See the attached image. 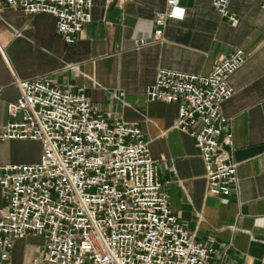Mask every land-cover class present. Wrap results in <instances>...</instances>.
Here are the masks:
<instances>
[{"label": "built area", "instance_id": "built-area-1", "mask_svg": "<svg viewBox=\"0 0 264 264\" xmlns=\"http://www.w3.org/2000/svg\"><path fill=\"white\" fill-rule=\"evenodd\" d=\"M229 1L212 3L235 24ZM0 2L26 15L54 16L56 33L71 44L90 22L94 0ZM180 2L164 0L155 36L181 15ZM245 60L238 47L207 74L160 68L147 90L152 101L178 105L174 128L195 140L207 192L214 196L228 195L236 179L221 105L233 95L229 77ZM13 84L19 95L7 104L12 119L0 126V140L38 141L41 154L37 162L0 164V264H9L14 241L26 235L44 240L33 264H219L216 250L196 240L170 209L137 124L100 112L83 88L62 89L49 75L16 78Z\"/></svg>", "mask_w": 264, "mask_h": 264}, {"label": "crops", "instance_id": "crops-1", "mask_svg": "<svg viewBox=\"0 0 264 264\" xmlns=\"http://www.w3.org/2000/svg\"><path fill=\"white\" fill-rule=\"evenodd\" d=\"M261 0H230L233 24L212 0H181V15L167 20L161 37L155 16L164 0H94L91 20L66 43L48 13L26 15L0 2V126L12 118L17 79L49 75L62 89L83 88L102 113L135 123L148 141L169 207L196 240L216 250L219 264H264V9ZM124 16L134 26L124 25ZM244 64L228 79L233 95L221 105L232 134L235 181L225 196L210 195L195 140L174 128L178 105L150 100L147 90L160 68L207 74L235 48ZM35 140H0L1 163L40 158ZM3 199L0 189V207ZM44 240L14 241L9 264H33Z\"/></svg>", "mask_w": 264, "mask_h": 264}, {"label": "water", "instance_id": "water-1", "mask_svg": "<svg viewBox=\"0 0 264 264\" xmlns=\"http://www.w3.org/2000/svg\"><path fill=\"white\" fill-rule=\"evenodd\" d=\"M133 23H134V19H131V18L128 17V16H124V22H123L124 25L130 26V27H133V26H134Z\"/></svg>", "mask_w": 264, "mask_h": 264}]
</instances>
